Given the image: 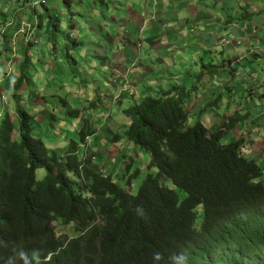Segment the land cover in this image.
<instances>
[{
    "label": "trees",
    "instance_id": "obj_1",
    "mask_svg": "<svg viewBox=\"0 0 264 264\" xmlns=\"http://www.w3.org/2000/svg\"><path fill=\"white\" fill-rule=\"evenodd\" d=\"M20 15L23 11L11 3L0 8V41L7 44L0 46V67L5 66L2 56L12 53L9 42L21 29ZM49 18L51 30L42 32L44 18L35 16L32 28L41 44L28 40L20 48L22 68L10 73L0 68L2 78H14L9 87L13 113L9 106L0 113V264H153L155 252L161 253L162 264H171L182 252L190 264H264L263 167L244 154L241 139L226 141L241 123L252 122L260 107L254 113L247 105L232 112L228 102V120L211 132L208 119L189 124L191 91L158 92L154 98L134 100L123 115L130 122L117 128L110 142L124 139L152 160L149 169L155 173H148L134 194L130 186L138 170L132 173V165L121 171L118 183L111 175L89 169L75 142L58 157L33 135V126L40 131L38 122L51 115L26 110L34 95L31 80L39 85L42 80L37 78L44 77L32 73L27 63L40 49L59 56L60 50L75 51L79 44L68 43L64 20ZM208 70L210 78L229 79L222 67L209 65ZM25 85L30 90L27 102L18 100ZM225 96L230 99L228 91ZM222 97L209 108H219ZM100 107L97 114L107 117L106 106ZM206 110L203 105L199 111L203 115ZM71 116L75 129L85 114L75 110ZM94 133L83 126L81 143ZM42 170L46 175L39 177ZM61 229L65 235L59 234Z\"/></svg>",
    "mask_w": 264,
    "mask_h": 264
},
{
    "label": "rangeland",
    "instance_id": "obj_2",
    "mask_svg": "<svg viewBox=\"0 0 264 264\" xmlns=\"http://www.w3.org/2000/svg\"><path fill=\"white\" fill-rule=\"evenodd\" d=\"M168 1L172 2V0ZM191 1L193 0H183V2H185L183 3L184 7L181 5L182 7L180 10L176 8L167 10L164 8L161 9V5H168L167 2L163 3L162 0H29L25 2L26 6L23 9L20 7L21 4H23V0H0V8L11 3L12 6L23 11V15L19 17L21 29L19 33L13 35L12 42H9L12 53L2 56V58L4 57L5 64V66L0 67L3 68L2 72H12L14 68L16 70L17 66L22 68L23 60L22 54L20 53V48L22 46H26L30 41L35 43L34 46H39L41 44L38 41V34L33 32L32 28L33 23L34 26L37 24L34 21L35 16H43L44 18L43 24L45 29L41 30L42 32L51 30L47 28L50 20L49 15H53L55 18H64L65 22L69 25L65 38L70 45H72L73 40H77L79 43L78 46L75 47V51L63 49L59 51L61 54L59 56L49 55V51L40 49L37 52L39 55L34 59H30V63H27L32 73L34 71L38 76H44L42 78H37V80H42L39 85H37L35 79L31 80L34 84L32 85L34 95L31 94L33 99L27 104L26 110L33 113L36 112L35 109L41 111L42 107L46 106V104L48 105L51 116L43 118L42 123L38 122L40 125L37 127L40 131L37 132L35 126H33V135L38 136V138L45 143L50 153L56 151L57 156L60 157L64 153V149L71 147L72 142L78 144L79 147L82 146L81 136L79 134L80 130L78 129L82 122L80 121L77 126L78 128L75 129L71 124L72 116L70 113L76 110L83 115L85 114L84 117H81L82 119L88 122L90 121V124L86 125L87 131L89 128L90 130H98L96 133L98 138L96 136H91L89 138L87 154L90 155L91 161L86 166L91 170L96 169L104 171L109 164V160L107 158L104 162H97V155L91 152V145L101 141L99 138L104 137L105 130L115 129L114 132L117 134L116 128L122 129L126 125L125 123L128 124L130 122V119L123 116L124 112L133 105L132 102H134V100L138 102L149 97L140 89L146 90L148 94L152 96H156L158 92L169 93L170 91H179L183 89L186 93L187 91H191L192 93L190 95L192 97L187 104L189 124L193 125L195 119H201V121L208 119V129L211 132L217 131L218 128L228 120L227 116H229L230 112H233L234 109H239V111H241L245 109L247 105L248 110L254 113L258 106L260 108L252 119L253 123L257 124L258 130L255 132H260V134H248L250 130L254 129L250 127L243 128V125H249L248 122H245L237 126L236 130L232 132L234 136H230L229 138L226 137V141L230 143L232 140L241 139L243 144L250 150H253L257 142L258 145L261 144V146L264 147V0H232V9H230L231 4L224 2V0H215L218 5H220L221 14H223V18H225V26L228 24V21L231 20L229 24L236 21L238 23H234L235 25L243 24L242 26H236L238 30L252 31V29H255L256 34L253 36L259 38V44L254 47L253 50L256 55L252 58L254 61L261 60L259 63L252 62L245 68L244 62L246 60H243L240 64H237L239 67L238 70H236L237 68L232 65L238 54L236 52V56H234L232 52L231 58L226 59L229 60L228 62L217 64L219 62L215 60L216 58L214 57H220L221 53L219 54L213 51L215 55L209 57V53L204 50L205 44H203V42L205 40L203 36L200 35L199 40L191 46L187 41L181 42L173 38L172 35H166L167 32L165 31V35L163 36L169 41L168 46L171 50V56L174 58L172 63H169L168 60L163 61V59L160 58L158 61L160 63L158 64L157 62L155 63L156 67L153 66L147 61L148 59L144 55V52H140L143 41L141 40V43L138 40L133 43L137 49L133 65L138 66V69H135L131 62L124 66L125 53L118 54V49L120 47L123 49L127 47L128 40L126 38H129L130 35L135 39L138 38L137 34L140 27L144 26L145 28L143 27V29L149 30L153 29V27H148L149 24L163 26L165 23L166 29L170 28V30H173V28L177 29L180 25H184L183 16L185 15L191 22H198L199 19L209 20L212 17L210 11L214 2L211 6L209 2V4H206L208 8L210 7L209 12L203 14V11H207V9H202V7L199 8V4H195V2H192L188 7L190 10H195L194 13L186 9ZM178 2L180 3V1ZM243 5L246 7H243ZM133 6L140 9L142 12L140 13L142 19L139 21L138 17L134 16V24H130L129 32L125 33V28L127 26L124 24V19L129 20L130 17L133 16L131 15V8ZM194 6L199 9H195ZM154 8H156L157 11L165 13L163 20H161L159 12ZM149 10L151 14L147 18ZM197 14L198 16H196ZM72 19H75L74 27H72L74 22ZM143 20L146 21L144 22ZM251 21H254L255 24H252ZM217 26V21H209V27L206 32L222 35L223 32H217ZM227 26H229L226 31V33L229 32L228 35L217 38L216 40V47H218L217 51L230 47L239 50L237 47L243 43L245 44V48H248L246 46L247 43H245L247 39H243V37H248L250 34H244L243 37L240 35L239 39L242 38L241 42L236 33L234 36L231 35L232 37L229 36L234 33V31L236 32V30L232 28L234 25ZM196 27L198 26L194 25L188 29L192 36H199V34H197L198 28ZM223 28L224 26L220 27L221 30ZM100 29L105 30V32L102 33ZM143 29H141V31ZM180 30L184 31L187 29L183 26ZM241 30L240 32L243 34ZM112 35L115 36V41ZM174 35L177 36L176 31ZM214 35L215 34H213V36ZM164 37H160V39L165 41ZM179 37L181 38L180 35ZM139 38L141 39L140 36ZM256 38H252V40H256ZM2 40L3 39L0 41V46L5 48L7 44L3 45ZM68 52L71 53L70 56L67 55ZM212 59L214 61H212ZM209 65H215L226 69V73L223 74V72H221V75L223 74L224 77H227L229 74V77H227L229 79L226 82L222 81L228 84L230 89L223 83L220 86L216 83L212 87H209L203 82V80H205L207 83L209 80V75H206ZM251 67L257 70L256 73H258V71L261 73L260 78L257 74L255 75L254 72H251L253 71ZM230 70L236 71L230 72ZM139 72L143 74L140 75ZM17 76L19 77V73ZM142 79H145L149 83H140L139 80ZM216 79L219 78L217 77ZM13 81L14 78L10 75L9 79L0 76V113L5 106H9L13 113L14 103L10 99L11 91L9 89ZM127 89H130L131 93L134 92L135 97L132 98L128 95V92H126ZM227 91L230 99L225 96ZM29 92L28 86L25 85L22 87L18 95V100L20 101L22 99L27 102L30 99ZM215 93L216 95H214ZM220 94L221 97L223 96L220 101V107L217 108L216 106H212L209 108L210 104L213 103ZM100 97L102 100L99 99ZM120 99L123 102L121 104ZM249 100H251L252 103L248 104L247 102ZM228 102L232 108L231 111L228 109V112H225V107ZM101 104L106 106L107 112L109 111V116L107 118L101 114H97V112L100 113L102 111L100 107ZM203 105L207 110L202 115L199 110L203 109ZM54 111L57 112L59 118L56 121H54L52 117ZM64 114H66L65 118H63ZM36 120H41V116L35 119V121ZM251 126H253V124ZM231 138L233 139L231 140ZM105 140L106 139L103 138L101 142ZM115 148L118 149L122 157L119 158L114 173L109 172V174H113L119 183L118 175L121 171L125 170L127 165H132V173L138 170V176L134 180L133 185L130 186V191L136 194L146 175L148 173H155L156 171L155 169H149L152 160L145 152H142L124 139L121 142L115 143ZM79 149L78 151H80V156L82 157L84 151L83 149ZM100 151L101 150H97L96 152L100 153ZM243 152L247 157H251V155L255 153L254 151L249 154L248 151L245 150H243ZM246 152L250 156H248ZM253 155L258 156V159H262L260 162L256 157H253L257 164L263 167L264 173V157H262L264 154L260 158L258 153ZM122 160L126 161V164L122 165ZM100 173L103 174V172ZM45 175L46 170H42L38 174L39 177ZM262 180L264 181V176ZM171 188H173L172 184ZM178 194L181 198H184L183 193L178 191ZM59 232L60 235H65L62 229Z\"/></svg>",
    "mask_w": 264,
    "mask_h": 264
},
{
    "label": "crops",
    "instance_id": "obj_3",
    "mask_svg": "<svg viewBox=\"0 0 264 264\" xmlns=\"http://www.w3.org/2000/svg\"><path fill=\"white\" fill-rule=\"evenodd\" d=\"M178 1H180V3ZM231 1L232 0H224V2H226L228 4H231L230 9H232V2ZM162 2L163 3L167 2L168 5L167 6H164V4L161 5L160 6L161 9L164 8V9H167V10H170L172 8H176V9L180 10V8L182 7L181 5H183V3H185V2H183V0H172V2L168 1V0H162ZM192 2H195V4H199V8L202 7V9H204V8L207 9V11L206 10L203 11V14H207V12H209V8L210 7L208 8V6H206V4L209 2L210 4L209 3L208 4L211 6L213 4V2H214V5L211 7V11H210V14L212 15V17L210 16L211 18L209 20L208 19L207 20H205V19L200 20L199 19L198 22H191V21H189V18L185 15V16H183L184 17L183 18V24L184 25H182V26L180 25L177 29L173 28V30H170V28L166 29L165 28L166 27L165 23L163 24V26L162 25L154 26L152 24H149V26H148L149 28L153 27V29H149V30L143 29L144 26L140 27L143 30L141 31V29L139 28V32L137 34L138 38L135 39L132 35H130L129 38H126L128 40L127 47L125 49H123L122 47H120L118 49V54L123 53V52L125 53V64H124V66H126L127 64H130V62H132L134 60L135 54L137 53V49H136V47H135V45L133 43L137 42L138 40L141 43L143 41L144 44L142 43V48L140 49V51L144 52V55L148 59L147 61L149 63H151L153 66L156 67L155 63H157L160 60V58L163 59V61L168 60L169 63L170 62L172 63L174 58L171 56V50H170V47L168 46L169 41L167 40V38H165L163 36V35H165V33H164L165 31L167 32L166 35L167 34L170 35V36L172 35L173 38L178 39L181 42L187 41V42H189V45H191V46H193L194 43H196V41L199 40L200 35L203 36V38L205 40L203 42V44H205L204 50L209 53V57L215 55L213 53V51L216 52V53H219V54L221 53L220 57H214V58H216L215 60H218V62H219L217 64H221V62H228L229 60H226V59L231 58L232 52H233L234 56H236L235 54L237 52L238 55L235 57V59H234L235 61H234L232 66L233 67L237 66V64L238 63L240 64L241 61H243V60H246L244 62L245 63L244 65L249 66L250 63L253 62V60H254L252 57L254 55H256V53H255V51L253 49H254L255 46H258V44H259V38H256V37L253 36L254 34H256L255 33V29H252V31H249V30H245V31L243 30L242 31L241 29L238 30L236 26H242L243 24L235 25L234 23H238L237 21L232 23V24H229V21H231V20H229L227 25H231V26L234 25L232 28H234L236 30V32L233 30L234 33L230 34L229 35L230 37L234 36L235 33H236L238 39H239L240 35H242V37H243L244 34H250L251 35V36L249 35L248 37L247 36L243 37V39H247V41H245V43H247L246 46L248 48H245V44L243 43L242 45H240L238 47L239 50L232 49L230 47V48H227V49H219L217 51V48H218V47H216L217 38L226 36L229 33V32L226 33V31L229 28V26H227V25L225 26V18H223V14H221V11H220V8H219L220 5H218L217 1H215V0H207V1L206 0L205 1L204 0H193L187 5L186 9L190 10V8H188V7H189V5H191ZM174 6H176V7H174ZM183 7H184V5H183ZM243 7H246V6L243 5ZM196 8L197 7H195V9ZM199 8H197V9H199ZM154 9L157 11L156 8H154ZM190 11H192V13H194L195 10H190ZM157 12H159V17H161V20H163V18L165 17V13L164 12L162 13L160 11H157ZM140 13H142V12L140 11L139 8H136L134 6L131 8V15H133V16H131L129 20L128 19H124L125 20L124 24L127 26L125 28V30H126L125 33L129 32L130 24H134V22H133V17L134 16H137L138 20L141 21L142 18H141ZM188 13H189V11H188ZM150 14H151V12L149 10V12L147 13V18L150 16ZM196 16H198V14ZM254 16H255V14H254ZM61 19L65 21L64 18H61ZM146 20H143V21L145 22ZM209 21H217L218 22L217 32L218 33H222L223 32L222 35H217L216 33H209V32L207 33L206 32L207 28L209 27ZM251 22H252V24H255L254 21H251ZM194 25L198 26L196 28H198L197 34H199V36L198 35H196V36L193 35L192 36L191 33L188 31V29H190ZM183 26H185V28L187 30H184V31L180 30V28L182 29ZM202 26H203V28H202ZM221 26H224V28L222 30L220 29ZM240 30L242 31L243 34H241ZM100 31L102 33L105 32V30H102V29H100ZM175 31L177 33V36L174 35ZM180 31H182V32H180ZM213 34H215V35L213 36ZM179 35L181 36V38L179 37ZM112 36H113V40L115 41V39H114L115 36L114 35H112ZM139 36L141 37V39L139 38ZM160 37H164L165 41L160 39ZM252 38H256V40H252ZM241 39H239V40H241ZM241 42H242V40H241ZM255 44H257V45H255ZM249 51H251V52H249ZM234 56H233V58H234ZM232 59H231V61H232ZM202 61H204V60H202ZM212 61H214V60L212 59ZM159 63L160 62H158V64ZM251 68H253V67H251ZM256 71L257 70L255 68H253V71H251V72H254L255 75L257 74V76L260 78L261 77V73L260 72L256 73ZM139 74L142 75L143 73L139 72ZM142 80H141L142 84H144L145 82L149 83L145 79H142ZM216 81L227 85L225 82L222 81L221 78L215 80V78H210L209 77V80L207 81V83L205 82V80H203V82L205 84H207L209 87H212L214 84H216L217 83ZM217 85H219V83ZM140 90H142L143 92L147 93V91L144 90V89H140ZM252 124H253V126H251ZM256 125L257 124L253 123V121H252V122L249 123V125H245V126L243 125V128H248V127L253 128L254 130H250L248 132V134H255V133H257L255 131L258 130ZM104 128H106V127H104ZM114 130L115 129L105 130V135H104L103 138H105L106 140L104 142H101L103 138H99L101 140L100 142H97L96 144L91 145V148H92L91 152L97 153L96 152L97 150H101L100 153H98L97 162H104L108 158V160H109L108 169H105L104 171L108 170V172H110V173H112V172L114 173V170H116V168H117L118 160H119V158L122 157L120 155L118 149H116L115 145H113L114 143H110V142H113V140H115L114 139V136H115ZM116 132H117V128H116ZM257 134H260V132L257 133ZM96 137L98 138V136H96ZM121 141H123V140H121ZM108 144H110V145L108 146ZM106 146H108V147H106ZM244 150L248 151L249 154L251 152L255 151V153H253V154L258 153L260 155L259 158L264 154V147H262L261 144L258 145V142L254 145L253 150H250L245 145H244ZM248 153L246 152V154L248 156H250ZM253 154L251 155V158L256 157L257 160H259L260 162L262 161V159H258V156H255ZM262 157H264V156H262ZM125 163L126 162L123 161L122 165H124ZM122 165H121V167H122Z\"/></svg>",
    "mask_w": 264,
    "mask_h": 264
},
{
    "label": "clouds",
    "instance_id": "obj_4",
    "mask_svg": "<svg viewBox=\"0 0 264 264\" xmlns=\"http://www.w3.org/2000/svg\"><path fill=\"white\" fill-rule=\"evenodd\" d=\"M239 47V46H238ZM237 47V48H238ZM141 52V51H140ZM134 61V60H133ZM133 61L131 62L132 63V65H133ZM134 66V65H133ZM135 67V69H138V66H134ZM10 73V72H9ZM48 81H50V80H48ZM130 87V86H129ZM131 90L130 89H127L126 90V92H128V95H130L132 98L133 97H135V93L133 92V93H131L130 92ZM145 93V92H144ZM147 96H151V97H156V96H152V95H149L148 94V92L147 93H145ZM46 104V103H45ZM50 110H49V108H48V105L46 104V106H44V107H42V110L41 111H38V113H40V112H49ZM63 112V111H62ZM54 113H56V115H58L57 114V112L56 111H54ZM71 113H72V111H71ZM70 113V114H71ZM63 116H66V114H64ZM108 116H109V111H108ZM107 116V117H108ZM106 117V118H107ZM64 118V117H63ZM36 119H38V118H36ZM59 119V118H58ZM58 119H56V120H58ZM37 121V120H36ZM82 122V124L80 125L81 126V128L84 126V127H86V122H88L87 120H85V119H82L81 117L79 118V122ZM81 128H78L79 130L81 129ZM91 131H95V133L94 134H92V135H88V137H86L85 138V140H84V142H82V146L80 147V149L79 150H81V149H83V151H84V154L82 155V157H81V160H83V161H85L84 163L87 165L90 161H91V157H90V155L89 154H87V150H88V148H89V138L91 137V136H96V133H97V129H92ZM65 150V149H64ZM66 151V150H65ZM65 151H64V153L61 155V156H63L64 154H65ZM55 153H56V151H55ZM78 153L80 154V151H78ZM57 154V153H56ZM96 155H97V159H98V153H95ZM60 156V157H61ZM87 160H89V162H87ZM122 162H123V160H122ZM124 162H126V161H124ZM126 164V163H125ZM106 169H108V166H107V168ZM101 170H99V172H100ZM101 172H103L105 175H111L115 180H116V178L114 177V175L113 174H109V172H108V170H106V171H101ZM117 181V180H116ZM136 211H137V213L138 214H140V215H143V209L142 208H137L136 209ZM153 264H162V255H161V253H159V252H155L154 254H153ZM171 264H190V260H189V257H188V255L186 254V253H180L179 255H176V256H173L172 258H171Z\"/></svg>",
    "mask_w": 264,
    "mask_h": 264
},
{
    "label": "bare ground",
    "instance_id": "obj_5",
    "mask_svg": "<svg viewBox=\"0 0 264 264\" xmlns=\"http://www.w3.org/2000/svg\"><path fill=\"white\" fill-rule=\"evenodd\" d=\"M40 93V92H39ZM116 94V93H115ZM3 95V94H2ZM47 114V113H46ZM54 116V115H53ZM55 117V116H54ZM36 132V131H35ZM15 135H16V133H15ZM72 135V134H71Z\"/></svg>",
    "mask_w": 264,
    "mask_h": 264
}]
</instances>
